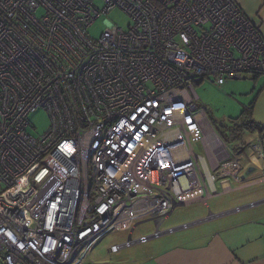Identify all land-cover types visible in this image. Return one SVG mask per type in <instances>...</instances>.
I'll return each mask as SVG.
<instances>
[{
    "label": "built area",
    "instance_id": "2783aa9c",
    "mask_svg": "<svg viewBox=\"0 0 264 264\" xmlns=\"http://www.w3.org/2000/svg\"><path fill=\"white\" fill-rule=\"evenodd\" d=\"M114 8L130 25L89 36ZM262 73L264 37L233 0H0L1 260L87 264L107 235L128 234L119 253L191 227L161 228L177 207L246 187L244 151L196 84ZM38 109L50 123L35 137ZM245 149L262 154L261 137Z\"/></svg>",
    "mask_w": 264,
    "mask_h": 264
},
{
    "label": "crops",
    "instance_id": "0c3cea01",
    "mask_svg": "<svg viewBox=\"0 0 264 264\" xmlns=\"http://www.w3.org/2000/svg\"><path fill=\"white\" fill-rule=\"evenodd\" d=\"M233 1L264 37V0ZM247 77L254 81L251 84V93L256 98L253 120L258 125L251 133L253 138L261 137L263 152L257 154L243 148L242 177L246 187L236 191L242 192L241 195L215 209L204 204L207 211L199 217L192 215L170 222V215L163 223L167 227L162 225V230L195 224L119 253L110 252V245L106 258L98 256L99 241L89 254L87 264H264V202L259 203L264 199V73L247 74L236 80ZM240 207H243L241 211H233ZM135 231L134 238L154 232L136 235Z\"/></svg>",
    "mask_w": 264,
    "mask_h": 264
},
{
    "label": "rangeland",
    "instance_id": "374dc122",
    "mask_svg": "<svg viewBox=\"0 0 264 264\" xmlns=\"http://www.w3.org/2000/svg\"><path fill=\"white\" fill-rule=\"evenodd\" d=\"M106 21L125 29L131 23L130 18L124 11L114 8L109 14L98 19L89 28V36L93 39H98L107 26ZM250 78L251 77L242 80H231L224 85H217L211 77H206L203 81L196 84V91L200 97L199 106L205 108L208 118L215 130L234 151L241 150L245 144H249L253 139L251 131L238 125V122L245 117L244 112L247 111L249 105L255 98L251 93L253 91V86L251 84L254 81ZM28 122L30 123L28 132L35 137L42 136L48 130L50 123L47 112L42 109H38L31 113L28 117ZM248 192L249 191H247V193ZM240 193L242 192H235L212 198L208 201V204L212 209H215L241 195ZM205 211H207L206 206L198 202L189 206L177 207L171 214L170 222L179 221L183 217L192 215L199 217L202 216ZM165 227H167L166 223L163 225V228ZM153 231H155V223L150 220L141 223L137 227L135 233L136 235L140 233L148 234ZM127 237V233L107 235L100 240V244L96 249L98 256L100 258H106L104 255L110 245L122 243ZM0 264H4L1 258Z\"/></svg>",
    "mask_w": 264,
    "mask_h": 264
},
{
    "label": "trees",
    "instance_id": "16d2710c",
    "mask_svg": "<svg viewBox=\"0 0 264 264\" xmlns=\"http://www.w3.org/2000/svg\"><path fill=\"white\" fill-rule=\"evenodd\" d=\"M255 75H257V74H255ZM255 103H256V98L249 105L247 111L244 112L245 117L243 118V120L238 122V125H240L242 128L247 129V130H249L251 132L255 131L256 129H258V125L253 120V110H254ZM247 145L248 144H245V146L243 148H245ZM243 148L241 150H243Z\"/></svg>",
    "mask_w": 264,
    "mask_h": 264
},
{
    "label": "water",
    "instance_id": "95a60500",
    "mask_svg": "<svg viewBox=\"0 0 264 264\" xmlns=\"http://www.w3.org/2000/svg\"><path fill=\"white\" fill-rule=\"evenodd\" d=\"M260 202H261V203H262V202H264V199H263V200H261V201H259V203H260Z\"/></svg>",
    "mask_w": 264,
    "mask_h": 264
}]
</instances>
